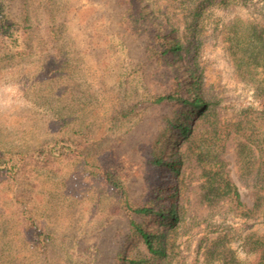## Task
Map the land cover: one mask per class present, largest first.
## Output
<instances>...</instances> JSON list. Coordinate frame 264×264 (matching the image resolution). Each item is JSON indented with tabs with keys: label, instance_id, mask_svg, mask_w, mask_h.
Masks as SVG:
<instances>
[{
	"label": "rangeland",
	"instance_id": "obj_1",
	"mask_svg": "<svg viewBox=\"0 0 264 264\" xmlns=\"http://www.w3.org/2000/svg\"><path fill=\"white\" fill-rule=\"evenodd\" d=\"M233 19L264 28V0H0V264H118L128 236L124 254L152 256L128 208L171 203L158 264L256 259L243 242L264 233L262 157L224 126L264 107L262 75L234 65ZM216 160L248 213L205 195Z\"/></svg>",
	"mask_w": 264,
	"mask_h": 264
},
{
	"label": "trees",
	"instance_id": "obj_2",
	"mask_svg": "<svg viewBox=\"0 0 264 264\" xmlns=\"http://www.w3.org/2000/svg\"><path fill=\"white\" fill-rule=\"evenodd\" d=\"M223 33L224 41L228 45L229 54L237 68L240 69L243 65V69L249 74L253 73L254 67L256 69L260 68L262 79L256 89L264 99V28L257 29L254 24L247 22L244 23L240 19H233L231 22L223 26ZM173 39L174 42L172 45H169L168 48V51L171 52L178 51L182 48L181 43L178 42L175 36ZM249 67H251V70ZM185 102L188 106V110L196 114L193 123V127L195 128L199 125V120L207 116V104L198 98L195 100H185ZM190 120L191 118L189 116H185V124H178V134L180 136H189L185 134L189 132ZM226 127L231 130L225 132L224 139L233 133L236 137L243 138V145L250 153H252V150H259L262 157V164L259 169V180L262 179L260 185L264 187V107L258 110L248 109L240 122H237L236 124H227L224 126L225 130H227ZM215 130L216 128L211 132L214 133ZM215 139L216 142L219 143V138L216 137ZM216 142H214V144ZM219 146L220 144H216V149H219ZM157 161V163H161L162 160L158 159ZM166 166L175 169L176 164L167 163L166 165H162L161 168H165ZM218 166L221 168V163L216 160L214 165L212 164L208 169V188L207 191H205V195L215 199L222 197H224V199H230L235 202L237 208H241L242 211L248 213L250 209H247L242 203L237 187L230 180L229 176L227 178V175L222 172ZM171 189L170 186V190L166 189L165 193H169ZM174 196L175 192L170 194V199ZM171 201L168 204H170ZM128 209L129 216L131 217L129 220L131 235L138 237L145 250L152 254V256L143 255L130 257L127 254H124V248L133 245L132 237L128 236L124 242L125 246H122L121 252L119 253L120 258L118 259V264H147L151 258L152 261L158 259V264L160 261L159 259L166 256L167 236L165 232L175 227L178 223L179 213L176 207L171 203L166 209L161 207L155 209L143 205L135 208L130 207ZM134 215L144 217V222H136L133 219ZM152 220L154 221L152 222ZM155 221L158 226H161L162 228L158 233H154L151 229L147 228L148 226L146 227V225L153 224ZM243 248H245L247 252H252L257 255L256 259L248 264H264V233L256 237L252 236V234L245 236ZM221 259L222 261L220 264H240L233 254Z\"/></svg>",
	"mask_w": 264,
	"mask_h": 264
}]
</instances>
